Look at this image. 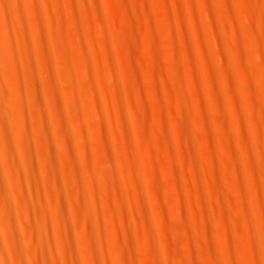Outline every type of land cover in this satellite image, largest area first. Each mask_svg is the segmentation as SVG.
Segmentation results:
<instances>
[{
  "label": "rangeland",
  "instance_id": "374dc122",
  "mask_svg": "<svg viewBox=\"0 0 264 264\" xmlns=\"http://www.w3.org/2000/svg\"><path fill=\"white\" fill-rule=\"evenodd\" d=\"M73 1L77 11L70 0H24L21 6L4 2L0 13V58L18 68L14 77L0 69L8 90L2 93L14 102L22 92L15 109L33 137L31 166L21 162L19 150L11 152L21 193L5 190L19 250L44 253L47 264L67 263L56 248L61 226L52 214L63 200L73 243L88 249L77 250L78 264H264V0ZM62 35L55 44L52 36ZM40 50L70 52L72 73L60 85L81 92L79 110L73 116L58 103L57 110L72 115L71 128L78 123L73 146L82 148L79 153L87 149L91 166L116 173L98 169L103 176L93 178L100 186L93 188L92 220L83 215L66 173L73 160L59 154L54 171L42 157L39 119L50 123V94L59 97L47 76L57 69L41 65ZM31 76L43 108L30 100ZM120 114L136 136L133 145ZM51 145L61 151L54 137ZM102 150L113 158L111 167L104 166ZM20 201L28 204L33 243L25 238ZM41 225L49 231L48 244L37 240ZM89 227L92 249L84 242Z\"/></svg>",
  "mask_w": 264,
  "mask_h": 264
},
{
  "label": "bare ground",
  "instance_id": "6f19581e",
  "mask_svg": "<svg viewBox=\"0 0 264 264\" xmlns=\"http://www.w3.org/2000/svg\"><path fill=\"white\" fill-rule=\"evenodd\" d=\"M22 1H24V0H21V2ZM13 3L14 5H17L16 3H18L19 1L18 0H0V10H2V9H4V4L3 3ZM20 2V3H21ZM70 2H71V7H72V9H75L76 11L79 9H77V5H76V3L77 2H74L73 0H70ZM20 3H18L20 6H21V4ZM18 5V6H19ZM79 5V4H78ZM2 6H3V8H2ZM20 6H19V8H20ZM17 11H18V9H16ZM33 11H34V9H33ZM75 11V12H76ZM3 12V10L0 12V13H2ZM32 13V12H31ZM75 15V14H74ZM79 15V14H78ZM78 15H75L74 16V18H73V20H74V22H75V24H76V26L78 25V26H82L83 25V22H79V17H78ZM37 16V15H36ZM71 16V15H70ZM72 17H73V15H72ZM72 17H71V19H72ZM81 18V17H80ZM70 19V17L68 18V20ZM71 21V20H70ZM62 22H63V20H62ZM67 22V21H66ZM64 23V22H63ZM62 23V24H63ZM82 24V25H79V24ZM66 24V23H65ZM65 24H63V25H65ZM67 24H69L68 22H67ZM62 26V25H61ZM66 26V25H65ZM64 26V27H65ZM75 26V25H74ZM75 26V27H76ZM77 26V28H80V29H82L81 27H78ZM64 27H62V28H64ZM70 27V26H69ZM68 27V28H69ZM0 29H2V27L0 28ZM65 29H66V27H65ZM70 29H71V27H70ZM72 29H73V26H72ZM80 29H78L79 31H80ZM60 30V29H59ZM76 30V29H75ZM77 30V31H78ZM0 32H1V30H0ZM2 32H4V30H2ZM1 32V33H2ZM74 32L75 33H77L76 31H74L73 30V33H71V30H70V33L73 35L74 34ZM56 33V32H55ZM79 33V32H78ZM71 34H66V35H68V36H70V37H72L73 38V36L75 35H71ZM6 35V34H5ZM76 35H78V34H76ZM189 36V35H188ZM77 37V36H76ZM76 37H74V38H76ZM189 37H191V36H189ZM59 38H62L63 39V35L62 36H52V40H53V42L56 44L57 43V41L59 40ZM6 39V41H7V37H5L4 38V40ZM78 39V38H77ZM76 39V41H78ZM70 39H69V37H68V41H69ZM62 41H64V39L62 40ZM72 41V40H71ZM75 40L74 41H72V42H76ZM42 42V41H41ZM66 42H67V39H66ZM77 43V42H76ZM41 44V43H40ZM39 44V46H41ZM1 45H2V43L0 42V52L1 51H3L2 49H1ZM81 45V44H80ZM3 46V45H2ZM77 46V45H76ZM79 47V46H78ZM80 47H82V46H80ZM4 49V48H3ZM10 49V48H9ZM39 49H41L40 47H39ZM11 50V49H10ZM42 50H45V49H42ZM42 50H40V51H37V52H39L38 53V56H39V58H38V60H39V62L41 63V65H44V67H50L51 68V70H53L54 68L55 69H57V71L56 72H54V70L50 73V75L48 74H46L47 76H50L51 78H52V80H54L55 82H56V84L57 85H53V87L55 88V89H53V90H55V92H54V94L56 93V94H58V97L60 98V96L59 95H61L62 96V98H58V99H56V98H54L53 97V94L51 93L50 95H51V100L48 102V107H50V110H51V118L49 119V121H50V123L47 121L46 122V119H43V118H40L39 119V122L41 123H43V125L41 126V132H42V137H44V140H43V144H42V148H44L43 149V151H42V157L43 158H45L47 161H48V163L51 165V167L54 169L55 168V165L57 164V161L58 160H56L58 157H59V154H60V158H61V156H63V154H64V152H65V154H67V157H69V160H67L69 163L73 160V164L71 165V167L69 168L70 170H68V171H66V173L68 172L69 173V177H70V179L73 181V183H71L70 185H71V187L72 186H74L75 185V187L74 188H76V190L75 189H73L75 192H77V195H78V200H79V203L81 204V206H82V208H81V206L78 208V210H80V208H81V210H83L84 211V213L85 214H83V213H81V215L83 214V215H87V217H88V220H92V218H96V214H95V212H93V210H91L92 208L90 207V203L92 204L93 202L92 201H94L95 202V195H94V190H93V188H94V186H95V189H96V186H98L97 185V183H96V185H94V183L96 182V181H94L93 180V178L94 177H97L98 176V174L99 173H101V171L100 172H98V169H103V167L102 166H98V167H102V168H97L96 167V164H95V166H91L92 164H93V162H90L89 163V159L91 158V157H89V158H86V153H87V155H89L88 154V152H87V149H86V153H83V152H81V153H79L80 151H78L77 149L79 148V149H82L81 147H78L77 148V146L75 147V146H73V141L75 142V138H74V135H73V132H80L79 130H76L77 129V127L76 128H74L75 127V125H77V124H73L74 126H73V128H71V126H72V121H70V120H68L69 118L71 119V120H73V118L71 117L72 115L74 116V114H73V112L75 113L77 110H79V108H78V106H79V97H78V95L79 94H81V92L79 93V91H76V92H74L73 90H72V88H71V90L72 91H63L64 90V88L63 87H61V82H63V81H66L69 77H70V75H71V73H72V71L70 70V63H69V59H68V55L70 54V52L69 51H66V50H64V51H62L61 52V50H60V52L58 51V52H54V53H51V52H47V53H50V54H47L46 53V51L45 52H43ZM7 51V50H6ZM9 51V50H8ZM80 51H81V49H80ZM79 51V52H80ZM10 52V51H9ZM66 52H69L68 53V55H67V53ZM82 53V52H81ZM9 54V53H8ZM86 54V53H85ZM84 54V55H85ZM2 54H0V56H1ZM13 55V54H12ZM12 55H10L9 54V56H8V58L10 57L11 58V56ZM70 56V55H69ZM72 56V55H71ZM83 57V56H82ZM82 57H80L81 59H82ZM85 57V56H84ZM83 57V58H84ZM74 58V57H73ZM86 58V57H85ZM11 59H13V57L11 58ZM9 59H7V60H4V59H2V58H0V69H2L4 72H7V73H9L10 74V76H12L13 75V77H14V74L13 73H15L16 71H17V69L15 68V67H11V66H15V62H13L12 61V63H14L13 65H11L10 63V65L8 64V62H11V61H8ZM83 60V59H82ZM82 60H80V63H81V61ZM84 61V60H83ZM82 61V62H83ZM88 62V61H87ZM83 64V63H82ZM28 66H29V64H28ZM40 66V65H39ZM80 66V65H79ZM87 66H90V64L89 65H87ZM26 68H27V66H26ZM31 68V67H30ZM29 68V70H32V72H34L33 71V69L31 68L30 69ZM73 68V67H72ZM87 68V67H86ZM86 68L84 67V69L82 70V72L83 71H85L86 70ZM90 68V67H89ZM44 69H41V71H43ZM50 70V71H51ZM91 70V69H90ZM104 70V69H103ZM45 72L47 71V70H44ZM43 71V72H44ZM92 71V70H91ZM10 72H12V75H11V73ZM26 73V72H25ZM42 73V72H41ZM87 74H88V71L86 72ZM33 75H34V73H32ZM86 74V75H87ZM90 75H92V72L91 73H89ZM87 75V76H85V77H87L88 79H89V76L90 75ZM30 75V74H29ZM46 76V77H47ZM83 76V75H82ZM34 76H31V78H30V86H31V93H30V100H31V102H32V104L33 105H35V106H38V107H40V108H43L44 106H45V102L44 101H42V94H41V90H39L40 88L38 87V82L36 81V79H35V77L33 78ZM90 77H92V76H90ZM16 78H18V77H16ZM28 78V77H27ZM73 78V77H72ZM14 79V78H13ZM49 79V78H48ZM46 80H47V78H46ZM17 81V80H16ZM92 81V80H91ZM50 82V81H49ZM52 82V81H51ZM86 82H88V80L86 81ZM91 82H88V86H89V84H90ZM19 84V83H18ZM83 85H86V83L84 82V84ZM91 85V84H90ZM17 86V84H15V87ZM5 87V86H4ZM3 86H2V84H0V91H1V93H0V148H1V151H0V153H1V158L3 157V159H4V163H6L5 165H3V164H0V264H23V260H27V261H29V263L30 264H47V259H46V257H45V254L44 253H39L37 250H35V249H31L30 251H28V252H25V253H23V252H21L20 250H19V248L17 247V244H16V240H17V236H16V234L12 231V228H11V224H10V221H9V213H10V211H11V207H10V205L8 204V201H7V197H6V192H5V190H6V188L7 187H11L12 189H14L15 191H17V192H20L21 191V189H20V184H18V182H17V180L19 179L18 178V176H17V174L15 173V171H14V163H13V160H12V154H11V152H13V148H16L17 150H19V153L21 154V156L20 157H22V160H21V162L23 163V164H25L26 163V165H28V166H31L32 165V163H33V161H34V151H31V149H29L28 147V144H30V142L32 141V139H33V137L31 138V136L29 135V133H28V127H27V125H28V123H27V125H26V122H25V120L26 119H22L21 118V114L19 115L18 114V112L21 110H19V111H17L15 108L17 107L16 105H18L19 104V102H20V94L22 93H16V96H15V98H16V101H14V102H16V104L11 100V99H7V96L8 95H6V94H4V93H2V89H3V92H5L6 90H7V88H4ZM87 87V86H86ZM85 87V88H86ZM17 88V87H16ZM6 89V90H5ZM14 89V88H13ZM49 90V89H48ZM51 90V89H50ZM70 90V89H69ZM75 90V89H74ZM8 91V90H7ZM10 91V90H9ZM48 93H49V91H48ZM47 93V94H48ZM49 95V96H50ZM81 98V97H80ZM60 102L62 103V105H60ZM59 104V107L61 106V107H63V108H66V110H67V112H69L68 114H72V115H68V119H67V116H65V115H63L60 111V114H59V112H58V104ZM22 104V103H21ZM22 106V105H21ZM24 111V110H23ZM120 112H121V110H119ZM118 111V112H119ZM5 112V113H4ZM80 112V111H79ZM2 113H4V114H6L8 117H7V119H10V121L12 122V124H13V126H12V128H10L11 126H10V124H11V122H8L9 124H8V126H10V127H8L7 128V126L4 124V122H3V119H4V117L1 115ZM23 113V112H22ZM61 115V116H60ZM62 115L63 116H65V117H62ZM121 115V114H120ZM123 115H124V113H123ZM123 115H121V118L120 119H122L121 121H123V123L121 122V124H126V122H125V120L126 121H128L127 119H126V117L124 118L123 117ZM75 116H77V115H75ZM80 116V115H79ZM119 116V115H118ZM78 117V116H77ZM86 117V116H85ZM6 118V117H5ZM23 118H26L25 117V114H24V117ZM80 118V117H79ZM75 119V118H74ZM78 119V118H77ZM80 119H82V117L80 118ZM119 119V120H120ZM79 120V119H78ZM78 120H76V122L78 121ZM9 121V120H8ZM187 119H186V123H187ZM40 123H38V125L40 124ZM128 123V122H127ZM182 123H184V122H182ZM99 124V123H98ZM185 124V123H184ZM41 125V124H40ZM186 125H189V124H185V126ZM97 126V125H96ZM52 127V128H51ZM121 127H123V125H121ZM100 128H101V126H100ZM183 128H184V126H183ZM186 128V127H185ZM188 128V127H187ZM71 129H73L72 131H71ZM105 129V128H104ZM123 129L125 130V137L127 138V140H128V142L131 144V145H133V143H134V138L136 137L135 135H133V133L134 132H131V130H132V128H128V124H126L125 125V127H123ZM131 129V130H130ZM189 129V128H188ZM52 130H54V132H55V134H54V136H52V134H51V131ZM75 130V131H74ZM102 130H103V128H102ZM123 130V131H124ZM185 130V129H184ZM40 132V133H41ZM123 133V134H124ZM75 134V133H74ZM77 134V133H76ZM79 134V133H78ZM53 137L55 138V141L60 145V147H62L61 148V151H58V152H56L53 148H52V142H53ZM124 137V138H125ZM80 138V137H79ZM123 138V137H122ZM125 138V139H126ZM125 139H123L124 140V142H126L125 141ZM41 140V139H40ZM77 140H79V139H77ZM77 140H76V142H77ZM34 141H36V139L34 140ZM76 142H75V144L74 145H76ZM32 143V142H31ZM36 143V142H35ZM72 143V144H71ZM104 145V144H103ZM102 145V146H103ZM106 145V144H105ZM102 146L100 147V148H102ZM83 147V146H82ZM11 148H12V151H11ZM77 148V149H76ZM15 150V149H14ZM38 150V149H37ZM99 150H101V149H99ZM98 150V151H99ZM104 150V149H103ZM103 150H102V153L104 154L102 157H101V160H102V158H103V161L104 160H106V162L107 163H105V165L104 166H106L107 164L111 167V165H113L114 164V160H113V158L112 157H110L109 156V153H110V151H107L106 149V151L107 152H109L108 154H106L105 152H103ZM104 150V151H105ZM60 152V153H59ZM99 152H101V151H99ZM124 152H126V150L124 151ZM101 153V154H102ZM36 154H37V152H36ZM105 154H106V156H105ZM98 155V153L96 152V157L98 158L99 157V155ZM36 156V155H35ZM105 157V158H104ZM59 158V159H60ZM71 158V159H70ZM3 159H2V162H3ZM36 159V158H35ZM80 159V160H79ZM62 160V159H61ZM71 160V161H70ZM92 160V159H91ZM98 160H100L99 158H98ZM67 161H66V163H67ZM76 161H78V162H83V164H81V167L83 166V170H81L77 165L79 164L78 162H76ZM11 162H12V164H11ZM15 162H16V158H15ZM72 163V162H71ZM70 163V164H71ZM96 163H97V160H96ZM79 164V165H80ZM97 165H99V162L97 163ZM50 167V168H51ZM97 168V171H96V169L95 168ZM44 169V168H43ZM53 169H52V172H54V171H56V169H54V171H53ZM106 169H109V167L108 168H106ZM46 170V169H45ZM105 167H104V169H103V174L106 172V171H109L110 172V175H112V177L115 175L116 176V173L114 172V170H105ZM41 171V170H40ZM39 171V172H40ZM52 172H50L51 173V175H52ZM109 172H106L105 173V176H107L106 174H108ZM47 173V172H46ZM55 174H56V172H54ZM95 173V174H94ZM98 173V174H97ZM29 174V173H28ZM19 175V174H18ZM95 175H97V176H95ZM99 175H102V173L101 174H99ZM109 175V176H110ZM20 176V175H19ZM103 176V175H102ZM114 176V177H115ZM51 177V176H50ZM48 178V177H47ZM70 179H69V181H70ZM70 183V182H69ZM101 183V182H100ZM69 185V186H70ZM100 186V185H99ZM98 186V187H99ZM72 190V191H73ZM71 191V190H70ZM75 192H73V193H75ZM21 193V192H20ZM96 194V193H95ZM75 195H76V193H75ZM97 197V196H96ZM77 198V197H76ZM59 200H57V202H58ZM63 201V200H62ZM61 200H60V202L57 204L58 206H57V208H56V210L52 213V214H54V217H55V219H57V221L59 222V223H57L58 224V226H59V224H60V226H61V228H60V226H59V228H60V230H58V234H57V232H56V235H57V237H56V245H57V250H58V253H59V255H61L62 256V258L63 259H65L66 260V264H78V262H77V260L75 259V257H74V255H75V253L77 252V250L78 251H80L79 250V248L81 249V247L80 246H76L74 243H73V241L74 240H72V238H71V235L69 234V232H68V230H67V228H66V224H64V221H65V217H66V212H65V204H63V203H61L62 202ZM23 203V204H22ZM22 203H21V201L18 203V210H19V213H21V215H22V217H24V221L26 222V224H25V226H24V228H25V238H27V240L29 241V242H31V243H33L35 240L33 239L34 238V236H33V234H32V232H31V225H32V220L29 218V214H30V212H28V210L27 209H29L28 208V204H27V206H26V204H25V202H23L22 201ZM27 203V202H26ZM247 209H248V206H247ZM30 211V210H29ZM82 211V212H83ZM80 212V211H79ZM95 214V216H94V214ZM29 213V214H28ZM75 214H76V212H75ZM80 214V213H79ZM82 215V216H83ZM93 216V217H92ZM26 217V218H25ZM83 217H85V216H83ZM84 220H85V218H84ZM87 220V218H86V222L88 221ZM89 222V221H88ZM24 223V222H23ZM148 224V223H147ZM146 224V225H147ZM254 225V224H253ZM150 226V225H149ZM148 230V229H147ZM151 232V231H150ZM49 231L47 230V226L46 225H41V228H40V232H39V236H38V238H37V240H38V242L40 243V244H48L49 242H50V240H49ZM36 240V241H37ZM83 240V239H82ZM81 241V240H80ZM93 236H92V228L91 227H89V228H87V230H85V235H84V242H86V243H88V245H90V247H91V249L92 248H94V247H96V246H94V244H93ZM96 245V244H95ZM83 246V245H82ZM88 247V246H87ZM76 248H78V249H76ZM85 248L86 247H82V250H83V252H82V250L80 251V252H82V253H85L86 252V250H88V249H86L85 250ZM89 248V247H88ZM90 249V248H89ZM97 249V248H96ZM90 252H91V250H89ZM92 251H94V250H92ZM97 251V250H96ZM96 253V252H95ZM86 254H88L87 252H86ZM91 253H89V255H90ZM88 258H92V257H89L88 256ZM63 264H65L64 262H63Z\"/></svg>",
  "mask_w": 264,
  "mask_h": 264
}]
</instances>
